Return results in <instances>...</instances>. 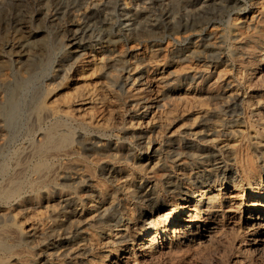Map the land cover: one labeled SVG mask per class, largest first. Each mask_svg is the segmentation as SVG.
Wrapping results in <instances>:
<instances>
[{
	"label": "bare ground",
	"instance_id": "obj_1",
	"mask_svg": "<svg viewBox=\"0 0 264 264\" xmlns=\"http://www.w3.org/2000/svg\"><path fill=\"white\" fill-rule=\"evenodd\" d=\"M91 1L92 2L90 4L92 10L93 9L96 10V8L99 5H101L102 3L103 5L104 4L106 5L110 3L111 0H91ZM179 1L185 2L186 0H179ZM0 3L8 6L10 5L16 11L21 9V11H19V13H17L15 17H10L9 10L8 11L5 10V12L7 11L6 12L7 22L10 19L9 22L7 23V26H10L11 27L10 29L12 30V32L10 31L9 33L11 34L10 37L12 40L11 43L8 45V47L10 48V51H14L15 53V50L17 49L18 52L26 56L27 53H25V50L27 51V49L23 48L25 46L24 43L27 40L36 37L37 31H34L35 28L33 30L32 28L33 23L36 20L38 21L42 20L41 16H43L42 14L46 13V9L43 6H40L38 9L35 7L36 9L34 11H29L28 9L25 10L22 7L21 0H0ZM124 3L126 4V6H129L128 4H130L128 0H125ZM171 3L172 0H170V4ZM59 4H60L59 0H53L54 6ZM172 7H171V11L173 10ZM95 10L90 11L89 9L88 12V10L85 11L84 9V11L82 12L84 14L81 17L75 15L74 13H71V11L62 12L59 7H56V9L47 13L46 18H55V16H60V15L63 16V18L61 17V19L64 20V23H62L64 30L63 34L68 41L72 42L71 44L74 48V52L79 53L81 50L79 48L83 47L82 41L84 40V39H80L79 32L85 33L89 21L92 20L93 22L94 18L100 17L95 13L96 12ZM128 13H130L129 20L132 22L131 23L132 25L139 23V13H131L130 11ZM204 18L205 17L202 16V20ZM262 25H263L262 27L263 29L258 33H256V35L254 36L252 35L249 36L247 35L248 33L246 34L245 32H243L240 35H235V37H228L227 40L228 42L230 41V44L232 45L233 50L235 52L233 54V58H232L233 60L231 59L230 62L233 63L236 62L238 65H240L239 67H242L245 71H247L250 77L252 78V81H255L257 84L261 83L260 85L262 87L260 88L261 90H259L258 93L253 94L252 98H257V95L264 96V22ZM238 31L240 30L238 29ZM141 34L150 36L152 33L141 32ZM253 34H255V32ZM130 36L132 40H136L139 37V33L136 30H133ZM225 40L221 42L224 43ZM215 45L217 44L215 43ZM209 49L208 47H203V49L200 50V48L195 47L194 49H192L191 53L190 52L185 53L180 51L181 59L178 57L180 59L179 61L181 62L183 61L184 63L185 61L195 62L198 60L201 62V60L205 61L206 58H208V61L209 60L212 61V59H210V57L207 55ZM121 50L116 53L110 50H108L107 52L105 51V49L102 51H98V49L96 48L95 51L94 50L93 51L89 50L88 52L85 51L86 53L84 52L81 55L79 54L78 57H73L72 61H74V63H76L77 61L81 62L83 60V59L81 60V57L87 55L85 61L89 63L90 67L93 66L94 70L101 72L104 71V69L106 68L107 71L108 61L119 60ZM200 52H204L203 54L204 57L203 56L201 57L199 55ZM137 57L135 58L137 59ZM138 59L140 60V58ZM169 60L171 61V59ZM25 61L26 60H24V62ZM144 61L145 63L141 67L142 73L134 81L135 89L134 88L133 89L135 90L134 91L135 93L133 94V99H134L133 101H142L144 98V94L146 92L148 91L153 92V90L155 89L157 90V88L163 82H166V88L164 87L165 88L164 90L168 95V102L167 103L163 102L164 104H166V106L169 105L171 106L173 103L172 101H174V99L177 97L181 101L182 100L187 101V98L196 97L197 92L194 89H191L189 87L185 88L178 86L179 84L177 85L178 87H176L175 84L174 85L172 83L169 84L171 80L175 78L172 76H176L178 78L179 75L183 72V71L181 72L180 69L176 70L177 66L176 67L174 66L175 69L174 68L173 70L168 69L167 73H164L159 69L158 65L155 63L156 62L155 57L153 56L148 57ZM40 64L38 63V61H31L30 59V62L27 64V67L25 69L31 70L32 68L38 67V65ZM187 66L189 67V69L187 68ZM178 67L180 68L179 65ZM185 67L189 70L187 72H192L194 75L198 73H205L207 68V67L205 68L203 65L189 66V64H186ZM227 69L228 68L226 69L223 68V70H226V72ZM211 72L217 73L218 75L221 74L222 76L220 78L223 81H226L227 86L230 85L231 82L229 81V79H227L226 73L224 74L221 73L223 72L222 69L218 71V67L214 66ZM84 75H80V77H78L79 82L77 83L75 82L76 84L74 86L73 85L67 86L63 89L60 88L61 90L58 91L52 90L51 92H48L46 96H43V98L41 99L39 98L37 100L34 106V112L37 116L36 119L39 121L42 119L50 118L53 119V122L51 125L48 126L46 130H44V132L42 131L43 133L41 134V137L38 138L39 140L35 144H33L32 147H30V150H28L27 154L24 152L26 158L23 157L19 159L17 157L19 159V161L17 162L18 163L17 166H19L18 167L19 173L17 175H12V176L7 175L10 177V178L8 177L9 183L8 185L7 184L5 185V187L3 188L4 189L3 192L6 194L5 196H8L10 198L14 196L18 191H20V188L24 186L23 181L27 180L24 179L22 181L21 178L23 176L21 175H23V173L27 174L28 172L27 173L25 172L26 170H28V168L32 170L33 172L32 175L37 174L39 176L37 177L39 181L41 176H45L46 173L49 172L50 174L49 176L51 177L53 176V178L59 179L60 177H65L72 182L88 181L91 182L92 184H95L97 182V179L95 178V174L93 172L94 169L92 168L93 167L92 165H95L96 167V165L104 164L109 179L115 183L123 179L122 183L121 184L118 183L119 185H114L115 186L114 189H110L111 186L109 188H104L105 186L101 187L96 184L98 186V188H96V196L86 201H80L79 198L81 197H79L78 200L73 201V203L70 204L71 213L67 218H63V216H59L53 221L46 222L44 217L28 219L29 216L28 217L24 216L21 219L14 218L15 221L11 225L7 224L1 226L0 227V264H78L76 260L80 255H86L88 257V259H86V264H162L161 263L162 259H160L161 257L167 261H170L171 264H187V261L191 260L196 255L198 256V254H200L202 249L206 248L207 245L208 246L211 245V247L214 246L213 244L214 240L217 237L219 236L221 237L223 235L224 236L228 235V236H226V239L219 246L217 245L218 247L216 246L215 247L216 248L229 247L231 248V250H235L233 256V260L235 264H252L253 262L252 258L264 252V122L257 121L256 124H252L250 123L251 121L250 122L247 121L246 124L244 123L245 125L238 127V129L231 136L224 138L213 137L217 132V130H214L213 128L207 129L206 133L209 135V137H211V139L201 144L202 145L201 147L194 146L187 148L184 153L188 155L189 159H192L193 161L198 160L196 166L198 169V173L199 172L204 173L206 171H210V174L215 176L216 179L212 182H210L209 180H206L205 182H200L199 185L194 187L193 185L190 184L191 175L184 169L186 165L184 166L183 162H181L180 168L181 167L182 168L178 169L176 172L173 171L174 183L176 185L175 188L172 190L170 189L168 194H166L165 196L155 195L152 192L143 194L144 203L137 205L139 207L138 210L136 209L137 206L136 205L133 206L134 203L132 204L131 202L135 198L134 191L131 187L132 184L131 182L134 179L132 177V173L131 174L128 172L120 173L116 169L117 167L115 164V160L117 157L116 155H119L118 146L115 145L110 147L106 145L103 139H101L102 137L101 135L100 139H98L97 143H95L93 149L97 153H100L102 155L101 157L95 156L93 159L91 156L90 157V159H92L91 162L92 164H91L90 162L85 161V155H84V160L81 159V157L79 158V156H83V154L80 155V151L73 145V141L75 139L74 135H76L74 134V131L77 128L76 126L94 125L95 127H100L103 125L109 126L111 124V120L108 117H103L102 120L100 119L101 120L100 122H96L95 113L98 111L102 99H100L99 95L97 94L98 90L95 91L93 86L87 84V82L92 76L88 77L86 74ZM237 76H241V72H239ZM5 79L6 78H4V80ZM18 83L20 84V82ZM19 84L15 86L16 88L11 87L12 90L10 92V97L9 99H7L6 104L0 105V119H2L3 117L4 118L7 117L10 118L11 120V118L18 112L19 102L17 100L18 98L17 91H19L18 89ZM199 86L201 85L198 82L196 88ZM229 91L230 90H225L223 92L224 94L226 93L229 95ZM244 95L246 96V94ZM199 101L202 102V100ZM204 102L203 104H205L206 106V103ZM164 104L162 105L164 106ZM179 106L177 108L178 114L179 115L188 114L189 116L194 117V121L189 125H187L185 128L182 129L179 128L177 131L175 130L176 132L175 131L172 132L171 136H177L175 135L177 132H184L186 134H189L190 136L192 135L196 137L200 133L199 131L200 126L205 121L207 122L208 119H210L212 113L210 112L209 109L205 108L204 105H201V103L194 104L190 107L188 106L189 108H187L186 106L179 108ZM159 109L160 108H158V110ZM168 109L169 108L167 107V109L163 111L160 110V112L156 113L153 120H151L150 128L146 130L147 135L150 137L153 145L151 146V150H148L145 157L143 156L138 159V162H140V164L137 166L139 171L141 170L145 174L151 173L147 171L148 167L153 163V159L155 160L156 159L155 157H157L160 152V148L155 143L157 138L155 139V137H153L152 134L155 131L157 134L158 130L164 128L165 129L170 128L173 121L176 120L175 119L176 116H179L172 114L171 111ZM246 109H248L250 112V109L248 107ZM63 118H66L69 121H76L80 125L75 124L76 126L75 129L73 128L74 129L73 131L71 129L72 127L71 128L68 127L69 125L66 126V124L63 121ZM213 119L215 120V118ZM149 121L150 119L148 120V124ZM104 128L106 129V126ZM140 128H144L143 124L140 126ZM161 135L163 136V133ZM122 145H124V143L121 144V146ZM210 148L219 151L220 153L223 152L222 154L224 155L219 157L213 154L215 157L213 158L210 157L208 159L209 161L207 163L210 166L207 167L206 166L207 163H205L202 160L203 159L202 157L204 152ZM77 157L79 159H77ZM62 159H65L66 161L63 162L64 160L62 161ZM29 160H31L30 161L31 164L28 165L27 161ZM49 161H55L57 163L56 168L53 169L51 173L50 171H48L50 170L48 165ZM160 161L161 160L154 162L153 165H151L150 169L153 170V168L155 169L156 167H158V165H160ZM223 161L229 162L231 167L233 168V171L230 174L224 173L221 176L219 175L220 171L218 165L221 164ZM162 165L165 164L162 163ZM120 167H122V165ZM129 168H131V166ZM49 176L47 177L48 179ZM32 177L35 178L36 176H32ZM147 177H149V175H147ZM37 178L36 180H38ZM46 182H48V180ZM44 185L45 184H43L42 187ZM35 186L33 188H35ZM26 187L28 186L26 185ZM120 190L124 191L125 202L123 204L118 205L116 193L117 191L119 192ZM147 190L145 192H147ZM11 199H15V198H11ZM153 199H157L156 203L154 204L152 202ZM117 205L118 208L120 207L119 208L120 215L118 217L112 214V212L114 211L113 209H115ZM48 214L50 216L59 214V208L56 207L49 208ZM36 239L38 240L56 239V244H53L50 247L44 246L42 249H39L38 252H33V250H31L32 248L31 249L28 248L27 250H25L21 248V245L19 246L20 243H23L24 244L23 246H26L25 244L27 243L30 245V243L34 240L36 241ZM61 257H67L70 260L68 262L66 261L59 262V259H61Z\"/></svg>",
	"mask_w": 264,
	"mask_h": 264
},
{
	"label": "rangeland",
	"instance_id": "obj_2",
	"mask_svg": "<svg viewBox=\"0 0 264 264\" xmlns=\"http://www.w3.org/2000/svg\"><path fill=\"white\" fill-rule=\"evenodd\" d=\"M59 1L60 4L54 6L53 0H21L22 7L25 10L28 9L29 11H34L40 6H43L46 9V13L42 14L43 16H41L42 20H36L33 23L32 28L33 30L35 28L34 31H37L36 37L33 39H29L24 43L25 46L23 48L27 49V51L25 50V53L28 54H26V56L18 52L17 49L14 53V51H10V48L8 47L12 40L10 37L11 34H9L10 31L12 32V30L10 29V26H7V23L10 19L7 22L6 12L9 10L10 17H15L17 13L21 11V9L16 11L12 8V6L0 3V105L6 104L7 99H9L10 97V92L12 90L11 87L14 88L15 86H17V84H19L18 82H20L18 86L19 91H17V100L19 102L18 112L11 118V120L7 117H3L2 119H0V227L7 224L11 225L15 221V219H21L24 216H29L28 219L44 217L46 222L53 221L59 216L67 218L71 213L70 204L73 203V201L78 200L79 197H81L79 198L80 201H86L96 196V188H98V186H105L104 188H109L111 186L110 189H114V185H119L122 183L123 179L119 180L116 183L109 179L104 164L96 165V167L95 165H92L95 178L97 179V182L95 184H92L88 181L72 182L65 177H60L59 179L53 178V176H49V172L46 173L45 176H41L39 181V179L37 178L39 176L37 174L32 175V170L28 168L25 173L28 172L30 175L28 173H23V175H21L23 176L21 178L22 181L24 179L27 180L23 181V189L20 188V191L17 192L18 194L16 193L14 196L9 198L8 196H5L6 194L3 192V188L6 184L8 185L9 183V176L17 175L19 173V166H17V162L19 161V159L23 157L26 158L25 153L27 154L28 150H30V147H32L33 144H35L39 140L38 138L41 137V134L44 132V130H46L48 126L53 122V119L50 118L42 119L39 121L36 119L37 116L34 112V106L37 100L39 98H43V96H46V94L48 92H51L52 90L58 91L67 86H74L77 82H79L78 77H80V75L86 74L88 77L92 76L87 84L93 86L95 91L98 90L97 94L99 95L100 99H102L99 109L95 113L96 122H100L103 117H108L111 120V124L109 126L103 125L100 127H95L94 125H80L78 122L69 121L66 118H63V121L66 126L69 125L68 127H72L71 129L73 131L77 124L80 125L76 126L78 129L76 128L74 131V134L76 135H74L75 139L73 141V145L80 151V155L83 154V156H79V158L81 157V159L84 160L85 155V161L91 163L92 159L95 156L101 157L102 154L97 153L93 149L95 143H97L101 135V139H103L106 145L110 147L115 145L118 146L119 155H116V169L120 173H132V177L134 178L131 182V187L135 194L134 200L131 201L132 204L134 203L133 206L144 203L143 194L145 193L152 192L155 195L165 196L166 194H168L170 189H174L176 186L174 183V172L182 168H180L181 162H183L184 166L186 165L184 169L191 175L190 184L194 187L199 185L200 182H205L206 180L212 182L216 179L215 176L210 174V171L198 173V169L196 167L198 160L193 161L192 159H189L187 154L184 153L187 148L194 146L201 147V144L211 139V137H209V135L206 133L207 129L213 128L214 130H217L213 137L224 138L231 136L238 129V127L245 125L247 121H251L250 123L252 124H256L257 121L264 122V96L257 95V98H252L253 94L258 93V91L261 90V83L257 84L255 81H252V78L247 71H245L242 67H239L240 65H238L236 62H230L235 52L232 45L230 44V41H227L228 37H235V35H240L243 32H245L246 34L248 33L247 35L249 36H254L256 35V33L263 29L262 24L264 22V0H186L185 2L172 0L171 4L173 7L170 4V0H128V2L130 3L128 4L129 6H126V4L124 3L125 0H111L110 3L106 5H103L102 3L96 8V10L93 9L96 11L95 13L100 17L94 18L93 22L92 20L89 21L85 33L79 32L80 39H84L82 41L83 47L79 48L81 49L79 53L74 52V48L71 44L72 42L68 41L63 34L64 30L62 23H64V20L61 19V17L63 18V16H55V18H46V16L48 12L53 11L54 9H56V7H59L62 12L71 11V13L82 17V15L84 14L82 13L84 9L85 11L88 10V12L89 9L90 11H93L90 4L92 1ZM146 2H148L149 4ZM169 5L173 9L172 11ZM5 10L7 11L5 12ZM129 11L131 13H139V23H136L135 25L131 24L132 22L129 20ZM202 16L205 17L203 20ZM238 29L240 31H238ZM133 30H136L139 33V37L136 40H132L130 36ZM141 32H151L152 34L150 36H146L141 34ZM254 32L255 34H253ZM224 40V43L221 42ZM215 43L217 45H215ZM195 47L200 48V50H202L203 47H208V49L210 48L207 55L210 57V59H212V61H208V58H206L205 61L201 60V62L198 60L195 62L192 61L194 63L190 61H185L184 63L183 61H179L181 59V52L191 53L192 49H194ZM96 48L98 49V51H102L105 49V51L107 52L108 50H110L116 53L121 49L122 50L120 58L118 57L119 60L108 61L107 71L106 68L102 72L94 70L93 66H91V68L89 63L85 61L87 55L81 57V60L83 59L81 62L77 61L76 63H74V61H72L73 57H78L79 54L81 55L85 51H95ZM200 53L199 55L201 57H204V52ZM151 56L155 57V63L164 73H167L168 69H175L176 66V70L180 69L181 72L183 71L178 78L176 76H172L175 78L172 79L171 82L169 81L170 83H168H172L173 85L175 84L176 87L181 86L194 89L197 92L196 97L187 98V101H181L177 97L174 99V101H172L174 104L172 103L171 106H166V104L164 103L168 102V95L164 90L166 88V82H163L162 84H160L157 90L155 89L153 90V92H146L142 101H133V94L135 93L134 81L142 73L141 67L145 63L144 60ZM135 57H137V59ZM29 58L31 59V61H38V63L41 64L38 65V67L32 68L31 70H26L25 68L30 62ZM138 58H140V60ZM216 58L218 61L216 60ZM169 59H171V61ZM24 60L26 61L24 62ZM214 63L217 64L215 65ZM183 64H189V66L203 65L205 68H207L205 73H198L194 75L192 72H187L189 71V67L187 66V69ZM178 65L180 66V68L178 67ZM214 66L218 67V71L222 69V74L226 73L227 79H229V81L231 82L229 86H227L226 81H223L220 78L222 76L221 74L218 75L217 73L211 72ZM222 66L224 69L228 68L227 72L226 70H223ZM81 68H83L84 70ZM239 72H241V76H237ZM204 74L207 76V78ZM232 74L234 77L232 76ZM22 75L25 77H23ZM4 78H6L7 80H4ZM198 78H201L202 80ZM215 79H217L218 82ZM193 80H195L196 82ZM238 81L240 82V84ZM198 82L201 86L197 87V90L196 86L198 85ZM245 87L247 88V90ZM224 88L225 90H230L229 95L226 93L224 94ZM242 88L244 89V91ZM244 94H246V96ZM199 100H202V102ZM203 102L206 103V106L205 104H203ZM198 103L204 105V107L209 109L212 113L210 119H208L207 122L205 121L200 126V133L196 137L192 135L190 136L189 134H186L184 132H177L179 133L175 134L177 136H171V133L175 130L177 131L179 128H185L187 125L194 121V117H191L188 114L179 115L177 112L178 106L180 105L179 108L183 106L189 108L190 106ZM162 104H164V106ZM244 104L250 109V112L248 109H246L247 107ZM167 107L172 114L179 116H176V120L173 121L170 128H164L158 130L157 134L156 131L152 134L155 139L157 138L155 143L160 148L159 155L155 157V160L153 159V163L159 160L161 161L158 167H156L155 169L153 168V170L155 171L150 169L153 163L150 166L148 165L149 167L147 171L151 173L145 174L141 170L139 171L137 166L140 164V162H138V159L143 156L145 157L148 150H151V146L153 145L150 137L147 135L146 130L150 128L151 120H153L156 113L160 112V110L163 111L167 109ZM158 108L160 109L158 110ZM151 113L153 114V116ZM213 118H215V120L218 118L219 119L215 121ZM149 119L150 121L148 124ZM140 124H143L144 128H140ZM105 126L106 129L104 128ZM161 132L163 133V136L161 135ZM182 134L185 136H183ZM123 143L124 145L121 146V144ZM215 151L216 150H213L211 148L207 149V151H205L203 154L202 160L207 163L210 157H221L224 155L222 154L223 152L220 153L219 151ZM91 156L92 159H90ZM79 158L77 157V159ZM30 161L31 160L27 161L28 165L31 164ZM62 161L65 162L66 160L62 159ZM49 162L48 165L50 170L48 171H50L51 173V171L56 168L57 163L55 161ZM162 163H164L165 165H162ZM119 165H122V167H120ZM129 165L131 166V168H129ZM160 166H162L163 168ZM206 166L209 167L210 165L207 163ZM218 168L220 171L219 175L221 176L224 173L230 174L233 171L230 163L225 161L219 164ZM147 175H149V177H147ZM32 176L36 177L34 178ZM48 176L49 179L47 178ZM152 176L155 177L153 178ZM36 178L38 180H36ZM33 180L35 183L33 182ZM47 180L48 182H46ZM40 184H45L44 186L46 187H42V185ZM26 185L28 187H26ZM33 185H36L37 189L36 186L35 188H33ZM29 189L34 192L30 191ZM146 190L147 192H145ZM27 192L30 194H28ZM116 194L118 205L123 204L125 202L124 191H117ZM156 200L157 199H153V204L156 203ZM118 205L115 207V209H113L114 211L112 210V214L116 217L120 215V207L118 208ZM51 207L59 208V214L50 216L48 214V210ZM136 209L139 210V207L137 206ZM226 236L223 235L221 237H217L214 240V246L211 247V245H207L206 248L202 249L198 256L196 255L192 258L193 260L191 259L192 261H187V264H235L233 260L235 250H231V248L229 247L216 248L226 239ZM53 244H56V239H36V241L34 240L30 243L31 246L28 243L25 244L28 247L23 246V243H20L19 246L21 245V248L25 250H27L28 248H32L31 250H33V252H38L39 249H42L44 246L50 247ZM86 259H88L86 255H80L76 261L78 264H86ZM160 259H162V264H171L170 261H167L162 257ZM69 260L70 259L67 257H61V259H59V262H68ZM252 261V264H264V252L254 256V258H252Z\"/></svg>",
	"mask_w": 264,
	"mask_h": 264
}]
</instances>
